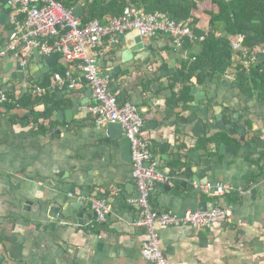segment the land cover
<instances>
[{"label": "crops", "instance_id": "0c3cea01", "mask_svg": "<svg viewBox=\"0 0 264 264\" xmlns=\"http://www.w3.org/2000/svg\"><path fill=\"white\" fill-rule=\"evenodd\" d=\"M0 1L3 6L8 4L6 0ZM92 1L77 0L74 3L73 9H80L78 17L86 14L88 3ZM110 1L105 0L106 3ZM197 2L199 7L201 3ZM204 2L207 14L211 0ZM200 8L194 10L200 19L198 27L203 31L210 30V16L207 14V23L202 21ZM10 28V21L6 26H0V46L7 39ZM154 37L147 43L151 47L149 55L140 54L142 50L132 54V58L137 56V62L124 63L123 53L131 42L120 38V43L102 48L98 60L103 58L101 64L106 65L103 69L99 64L102 73L114 70L116 74V67L122 68L117 79L111 77L110 84L125 79L124 86L112 92L120 102L126 100L137 106L143 119L141 136L150 142L153 154L151 163L168 176V165L160 162L162 154L164 158L171 157L167 143L172 145L174 157L200 148L196 139L178 137L175 127L164 128L168 121L180 127L178 122L189 117L187 104L195 100L190 95L193 86L213 97L214 101L208 105L210 111L213 110L211 107L222 105L228 124L230 116L240 113L241 127L248 126L244 123L248 113H264V99L260 98L259 92L244 90L236 77H229V72L225 77H208L202 82L196 78L187 81L183 71L189 55L186 58L183 51L176 50L170 35ZM128 68L133 75L131 79L125 78ZM63 69L68 67L60 58L52 73L47 72V77L29 81H13L10 73L0 77L2 89L13 98L12 104L0 106L2 264H148L141 256L144 233L135 226L136 207L129 200L135 196V189H131L127 203H123L116 195L120 189L112 186L125 187L134 182L132 163L122 159V141L108 144L106 126L98 129L94 125L89 115L90 89L85 85L73 92L64 89L46 95L38 104L31 103L36 100L32 88L43 86L46 81L49 86L56 71ZM227 78L237 85L233 95L222 88ZM124 91L127 92L125 97ZM215 94H218L217 98ZM203 102L201 100V105ZM49 111H52L50 118L41 117L35 121L36 115H46ZM262 119L257 121L256 128L264 129ZM223 161L229 165L221 166L218 181L211 183L222 184V192L206 193L203 190L193 198L185 189L173 185L171 192L160 191L156 186L150 193L152 205L160 211L184 214L199 210V201L233 209L230 221L208 228L159 227L160 246L170 264H264V169L239 157L228 156ZM169 165L176 167L177 157ZM80 177L95 183V187L91 186L83 195L91 196L98 191V197L109 194L113 198V202H108L111 213L107 221L90 227L94 217L85 211L83 225L74 226L72 222L57 220L53 227L48 214L50 199H56L60 193L67 194L72 181L81 184ZM107 181L110 182L106 184ZM80 186L77 189H81ZM253 188H257L256 193H252ZM162 196L163 202H157Z\"/></svg>", "mask_w": 264, "mask_h": 264}, {"label": "built area", "instance_id": "2783aa9c", "mask_svg": "<svg viewBox=\"0 0 264 264\" xmlns=\"http://www.w3.org/2000/svg\"><path fill=\"white\" fill-rule=\"evenodd\" d=\"M10 22L13 32L10 40L0 50V56L13 53L22 67L27 66L36 48L47 55L58 53L65 66V73H56L49 86L36 85L32 94L44 98L50 93H59L67 89L76 91L80 86L88 87L92 92V104L89 115L99 129L110 123L121 124L124 135L132 144V179L139 196L131 197L130 203L136 207L135 226L141 228L144 239L141 241V256L148 264H170L160 246L159 227L192 226L208 228L217 223H226L233 216L230 207L215 206L209 210H189L184 214L172 211H159L150 201V193L157 184H171L169 176L151 163L150 142L141 136L143 119L136 105L122 104L111 90L110 78L103 75L99 65V53L120 43L118 34L138 30L142 37L168 34L176 50L189 55L188 43H202L208 30L202 35L196 33L188 22L172 19L163 11H155L147 16L128 6L123 14L110 17L106 24L98 19L83 23L74 14V9L67 8L61 0H9ZM59 27V28H58ZM220 36L219 31H214ZM234 51L233 67L229 77H237L245 69L257 66L264 56V44L250 49L245 46L246 36H229ZM196 61V58L193 59ZM9 92L0 88V106L12 104ZM148 163H151L148 165ZM206 193L224 189L222 184L208 183L202 187ZM96 216L90 227L103 224L111 213L110 204L103 197L87 196Z\"/></svg>", "mask_w": 264, "mask_h": 264}, {"label": "water", "instance_id": "95a60500", "mask_svg": "<svg viewBox=\"0 0 264 264\" xmlns=\"http://www.w3.org/2000/svg\"><path fill=\"white\" fill-rule=\"evenodd\" d=\"M9 8V3L3 6V2L0 1V26H6L10 21ZM79 10L78 8L74 10L76 16H80ZM13 30L14 28L8 30V37L3 45L0 46V50L9 42ZM118 38L131 42L127 51L123 53L124 63L131 64L133 61H138L137 56L133 55L132 58L134 52L142 50L143 53L140 54H150L151 47H148L147 43L154 40L155 37H142L138 30H133L118 34ZM13 53L14 52H10L7 55L0 56V77L10 73V78L13 81H29L41 78L44 75L47 77L49 73L56 68L60 59L58 53L47 55L43 53L40 48H36L33 52L31 62L27 66L22 67L13 59ZM140 54H138V56H140ZM102 59L103 58L99 59V64H101ZM101 67L105 69L106 65L102 63ZM115 71H117L116 74L114 70H104L103 75L108 76L110 79L111 77L117 79L122 72V68L117 66ZM130 71V68L126 70L128 73L125 75L126 79H131L133 76ZM124 81L125 79H123L122 82L111 84V90L113 91L123 87ZM2 86L3 80L0 81V88H2ZM236 86L237 85L232 84L228 78L225 79L222 84V88L231 91V95L234 94L233 89ZM126 94L127 92L124 91L123 97H125ZM190 95L193 96L195 100L187 104L190 108L189 117L181 119L178 122L180 127H177L173 121H168L164 128L168 129L169 127L173 129L175 127V132L178 137L194 138L198 141V147L200 148L187 151L183 153V155H177L178 165L173 167L169 164L173 162L176 157L172 156L174 154L171 148L172 145L167 143L166 148L171 157L164 158V154H162L160 162L168 165L167 172L172 183L157 184V188L160 189V191L171 192L173 185H175L185 189V192H188L191 197L197 198L198 195L203 192V186L218 181L220 171L222 170L221 166L226 168L229 165L227 161H223L228 156L248 159L254 166H257V168L264 169V129L256 128L257 121L262 119V117V122L264 123V113L261 111L248 113L244 121L248 126L241 127V114L237 112L230 116V123L228 124L222 105L211 107L213 108L211 111L208 108L210 101H214L213 97L201 91L196 86L192 87ZM214 97L217 98L218 94H215ZM201 100H204V105H201ZM121 103H126V100H123ZM56 118L60 120L59 117ZM105 132L109 138L107 140L108 144H116L122 141V159L127 163H133L132 144L124 135L122 125L110 123L105 127ZM201 138L202 140H200ZM201 149H204V151L201 152ZM149 164L151 163H148V165ZM80 180L82 182L81 184L76 181L70 183L67 194L60 193L56 199H50L48 214L49 221L53 227L56 226L57 220L63 223L72 222L74 226L83 225L85 211L89 212L90 215L88 214V216H96L95 211L91 208L89 199H87L88 195H83L85 191L90 190L91 186L95 187V183L92 179H85L84 177H80ZM262 180L264 182V173L262 175ZM109 182L110 181H107L106 184ZM78 185H81V189L79 188L80 190L77 189ZM112 186H117L118 189H120L116 195L123 203H127L128 197L132 194L130 193L131 189H135V196H139L134 182H130L125 187L116 184H112ZM256 192L257 188H253L252 193ZM97 195L98 191H94L91 196ZM103 198H105L107 202H113V198L110 197L109 194H105ZM163 200L164 196L159 197L157 202H163ZM157 202H155V204H157ZM153 207L156 209V206ZM198 207L199 210H209L213 209L215 204L199 201ZM3 261L4 258L0 257V264H2Z\"/></svg>", "mask_w": 264, "mask_h": 264}, {"label": "trees", "instance_id": "16d2710c", "mask_svg": "<svg viewBox=\"0 0 264 264\" xmlns=\"http://www.w3.org/2000/svg\"><path fill=\"white\" fill-rule=\"evenodd\" d=\"M61 1L70 9H73L74 3L77 2V0ZM128 6L143 16L155 11H163L174 20L188 22L197 34L205 33L198 27L200 19L194 14V10L198 8L197 0H111L108 3L105 0H93L88 3L87 12L81 20L87 23L89 20L98 19L106 24L110 17L123 14ZM207 14L210 16L211 29L208 30L205 40L202 43L186 45L189 49L188 60L192 62L190 68L189 62L185 63L183 72L187 81H191L195 74L199 82L208 76L227 75L233 67L234 56L229 36L244 34L245 46L250 49L264 44V0H211V8L207 10ZM214 31L221 32V35L216 36ZM194 58H196L195 62ZM239 69L242 71L238 74L237 81L243 85L244 90L259 92L260 98L264 99V56L257 66L248 70L240 65ZM66 70L56 72L65 73ZM48 84L49 81H46L42 85ZM42 100L43 98L36 97L35 102H30L38 104ZM51 113L52 111H49L46 115H36L35 121L38 122L41 117L50 118Z\"/></svg>", "mask_w": 264, "mask_h": 264}, {"label": "rangeland", "instance_id": "374dc122", "mask_svg": "<svg viewBox=\"0 0 264 264\" xmlns=\"http://www.w3.org/2000/svg\"><path fill=\"white\" fill-rule=\"evenodd\" d=\"M204 1L205 0H199V2L201 3V4L199 3L200 4L199 7H201L199 11L201 12V19H202V21H204L205 23H207L209 17H208V15L204 11V7H206V5H207Z\"/></svg>", "mask_w": 264, "mask_h": 264}, {"label": "flooded vegetation", "instance_id": "af4514ba", "mask_svg": "<svg viewBox=\"0 0 264 264\" xmlns=\"http://www.w3.org/2000/svg\"><path fill=\"white\" fill-rule=\"evenodd\" d=\"M188 62H189V68H190L191 65H192V62H190V60H189ZM194 62H195V61H194ZM227 75H228V74H227ZM184 77H185V76H184ZM208 77H210V76H208ZM208 77H206L205 80H206ZM194 78L198 79V77H197L196 74H195ZM208 79H209V78H208ZM236 80H237V77H236Z\"/></svg>", "mask_w": 264, "mask_h": 264}]
</instances>
